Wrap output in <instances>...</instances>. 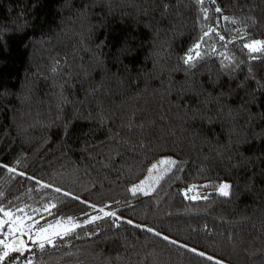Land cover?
Instances as JSON below:
<instances>
[{
  "label": "trees",
  "instance_id": "obj_1",
  "mask_svg": "<svg viewBox=\"0 0 264 264\" xmlns=\"http://www.w3.org/2000/svg\"><path fill=\"white\" fill-rule=\"evenodd\" d=\"M252 40L264 43V0H0V165L16 170L0 167V207L36 225L83 221L3 264H214L190 249L264 264V50ZM163 158L176 163L133 195Z\"/></svg>",
  "mask_w": 264,
  "mask_h": 264
},
{
  "label": "snow or ice",
  "instance_id": "obj_2",
  "mask_svg": "<svg viewBox=\"0 0 264 264\" xmlns=\"http://www.w3.org/2000/svg\"><path fill=\"white\" fill-rule=\"evenodd\" d=\"M200 3H203V0H199ZM215 2V0H213ZM216 12H222V9L217 7L215 9ZM223 19L228 20V17H223ZM235 23V21H233ZM211 31H215V29H209L208 31H205L203 33V36L200 38V42H197L193 48L189 49L188 52L184 57H182L183 63L185 65L193 66V62L195 58H200L202 53L200 52L201 48V42L204 40L205 37H208ZM220 40H224L225 37L223 35L219 36ZM243 47L248 49L249 52L255 53V52H261L264 50V43H262L259 40H252L251 43H244ZM195 53V56L193 55ZM8 94V89L0 85V96H4ZM67 134V129H66ZM161 164H170L175 165V161L173 160H167V161H160ZM0 167H7L6 165H0ZM153 168H156V165H153ZM8 172H15L16 170L11 167H7ZM20 175H24L23 173H19ZM31 179V177H29ZM39 183V182H37ZM42 187L47 188L49 185L45 184L42 185ZM207 187V186H205ZM220 195L222 196H229L230 194V188L231 185L227 183L220 184L216 186ZM56 192H60L61 190L59 188L54 189ZM130 191L135 195L137 192H143L144 189L140 186H134L130 189ZM193 191V188H189L188 192ZM65 195H68V193H64ZM144 194H147L146 192ZM2 195V194H0ZM187 195V193H185ZM74 199H78L77 197H73ZM198 197L193 196L192 199H197ZM207 196H204L203 199H207ZM83 203V201H82ZM55 204H44L43 205V211L44 212H51L52 208H55ZM87 207L92 208L94 211L103 213L104 217H115L116 219H120V217H116V214L114 212H108L105 211L104 208L97 209L95 205L88 204ZM17 211L19 213H24V208H18ZM33 212L40 214L41 209L36 208L32 210ZM0 213L3 214V217L6 219H0V264H3V262L9 257L10 253L17 252L20 254V256H24L25 252L32 253L33 249L30 247L28 243L25 242L24 239L21 237L27 236L28 240L31 241V244L36 245L38 250L44 251L47 247H56V239L63 240L66 236L71 235L77 228L81 227L80 224L74 223L72 221V218H68L67 224L65 226H62L60 222L57 223L55 226L56 230H53L54 226L49 224L48 226L44 227L41 226L39 228H36L35 231H33V228L38 223V221L35 220V218L31 215V213L27 214L26 217L16 215L13 211L6 210L3 207H0ZM85 215H88L85 213ZM103 217L98 215L90 216L87 223L91 224L95 221L102 219ZM31 220L32 224H28L27 221ZM127 223H131V221H127ZM7 226V227H6ZM6 228V230H5ZM151 231V229H148ZM165 240H167V237H164ZM173 243H175L173 241ZM190 251H193L195 254L204 257L205 259H208L210 261H214V264H222V261L215 260L212 256H206L204 252H196L195 249H190ZM20 257H13L11 264H19ZM24 264H34L33 259L29 257H25Z\"/></svg>",
  "mask_w": 264,
  "mask_h": 264
},
{
  "label": "rangeland",
  "instance_id": "obj_3",
  "mask_svg": "<svg viewBox=\"0 0 264 264\" xmlns=\"http://www.w3.org/2000/svg\"><path fill=\"white\" fill-rule=\"evenodd\" d=\"M168 158H163L162 160L160 161H167ZM159 161V162H160ZM156 164V168H151V170L149 171L148 175L146 176L145 179H143L141 182H139L136 186H140L144 189L143 192H139V193H142L143 195H148L150 193V191L153 189V187L156 185V182L159 180V178L163 175V173L168 169V167L170 166V164H161L159 163ZM147 193V194H144V193ZM103 214V213H102ZM90 218V217H88ZM89 220V219H88ZM30 222H27L28 224H32V221L31 220H28ZM59 221L57 222H53V223H44V224H39V225H35V227L33 228V231L36 230V228H39L41 226H48L49 224L53 225L54 228L53 230H56L55 229V226L57 225ZM83 221H75L74 223H78V224H83L82 223ZM60 224L62 226H65L67 224V222H60ZM22 239L25 240L26 243H28L29 245H31V241L28 240V237L27 236H23L21 237Z\"/></svg>",
  "mask_w": 264,
  "mask_h": 264
}]
</instances>
